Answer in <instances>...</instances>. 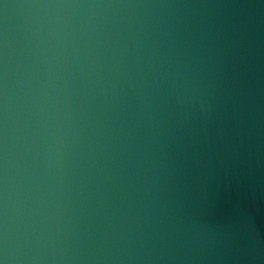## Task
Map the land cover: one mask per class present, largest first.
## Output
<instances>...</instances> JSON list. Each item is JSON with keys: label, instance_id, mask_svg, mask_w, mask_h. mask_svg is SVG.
Returning a JSON list of instances; mask_svg holds the SVG:
<instances>
[{"label": "water", "instance_id": "obj_1", "mask_svg": "<svg viewBox=\"0 0 264 264\" xmlns=\"http://www.w3.org/2000/svg\"><path fill=\"white\" fill-rule=\"evenodd\" d=\"M0 264H264V0H0Z\"/></svg>", "mask_w": 264, "mask_h": 264}]
</instances>
